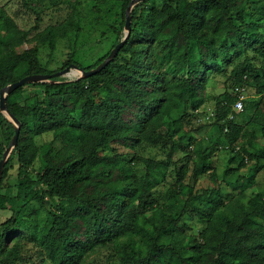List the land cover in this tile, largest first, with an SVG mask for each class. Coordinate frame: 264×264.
Wrapping results in <instances>:
<instances>
[{
	"label": "trees",
	"instance_id": "obj_1",
	"mask_svg": "<svg viewBox=\"0 0 264 264\" xmlns=\"http://www.w3.org/2000/svg\"><path fill=\"white\" fill-rule=\"evenodd\" d=\"M16 1L36 21L21 30L10 14L12 0H0V92L27 76L74 64L97 68L123 39L132 0H123L124 21L111 50L88 67L73 51L55 70L42 60L43 49L55 53L69 33L78 36L80 21L74 13L42 29L43 13L30 0ZM32 41L36 46L17 51ZM251 52L264 59V0H145L133 10L128 42L103 71L28 84L9 95V109L22 128L0 186V211L16 206L12 217L0 222V263L23 260L19 240L13 246L9 241L26 230L54 264H84L90 252L105 247L120 258L103 264H264V190L242 192L227 205L212 160L220 146L205 136L218 127L219 140L233 152L227 176L239 174L248 159L264 160L255 134L238 147L245 127L232 119L237 87L252 83L264 94V67ZM230 68L226 85L235 81V92L228 89L221 96L213 123L187 128L207 102L209 79ZM253 105L262 108L264 96ZM176 110L182 111L180 117L174 116ZM0 126L1 159L15 135L1 110ZM49 133L53 142L40 147L37 138ZM160 145H170L165 160L138 154ZM178 149L192 162L194 183L212 172L213 186L191 187L185 197H174L172 207L159 205L155 191L172 170L181 188L188 189L186 164L179 166L175 158ZM15 163L17 179L8 193L4 184ZM245 177L238 176L237 183H245ZM190 216L201 217L206 226L186 240L180 226Z\"/></svg>",
	"mask_w": 264,
	"mask_h": 264
},
{
	"label": "rangeland",
	"instance_id": "obj_2",
	"mask_svg": "<svg viewBox=\"0 0 264 264\" xmlns=\"http://www.w3.org/2000/svg\"><path fill=\"white\" fill-rule=\"evenodd\" d=\"M30 2L33 7L38 8V10L43 13L44 21L41 24L42 29H45L48 25L63 22L67 18L72 17L74 13L81 24L80 34L77 36L74 32L69 33L66 38L58 43L55 53H52L49 48L43 49L42 60L52 70L60 68L67 54L73 51L76 52L78 60L83 63L81 64L83 67H88V64H93L99 57L112 49L113 44L118 40V33L115 30L120 29L124 21L122 16L123 0H30ZM9 8L10 14L17 20L21 30H29L35 25L36 16L32 12L25 10L16 0H12ZM36 44L37 42L35 41L28 44L26 43L18 47L17 51L22 52L36 46ZM250 57L255 60L258 66L264 67L263 58L256 57V54L253 52L250 53ZM230 70L231 68L228 69V73L214 75L209 79L207 85V102L201 108V115L196 120L195 124L187 128L194 131L201 125L213 123L215 107L217 102L221 99V96L225 94L228 89L230 92H235V81L228 82L229 85H226L228 76L231 74ZM243 87H245L244 95L246 97L244 100L245 111H238L235 109V115L232 116V119L245 127L244 137L238 143V147L247 145L253 137V134L256 136L255 140L258 146H264V133L262 131V127H264V106L258 109V105H253V102L255 100H260L264 94H260L256 86L252 83ZM181 115L182 111L176 110L174 112L175 117H180ZM217 128L218 127L211 128V131L209 130L208 133H205V136L217 142L220 146L219 150L213 153L212 160L219 183L223 188L225 203L228 205L242 192L244 195H252L255 191L264 190V160L257 163L255 160L248 159L246 160L247 167L240 170L239 174L231 176L226 175V171L231 166L234 154L231 150L226 148V142L219 140V133H215L218 131ZM193 135L198 138L204 136L202 132H194ZM54 137L53 133H49L39 136L37 142L40 147H46L53 142ZM0 139L4 141L1 126ZM121 150L125 151V148H121ZM169 150L170 145H160L157 147L149 146L144 150L139 149L138 154L146 158L152 157L156 160H165L168 157ZM185 154L186 153L178 149L175 158L178 160L179 166L186 164L187 175L184 184L187 185L188 189L184 190V188H181L176 173L172 170L155 191V197L159 205H168L172 207L175 202L174 197L176 195L181 198L185 197V192L188 193L191 187L194 188L195 191H199L213 186L212 172L200 176L198 182L194 183L192 178L193 165L191 160L188 162L187 159H185ZM41 163V158L37 159L34 165L35 170L39 169ZM256 166L260 167V169L257 172H252V168ZM138 171L140 173L146 171L144 164L139 165ZM16 172L17 165L15 163V168L11 170V176L4 184L8 193L11 192L9 186L16 183ZM238 176H246L245 183H237ZM49 205H52L51 200L49 201ZM15 208L16 206L13 205L11 209L0 211V222H4L12 217ZM172 212L176 211L174 210ZM205 226L206 222L201 217L190 216L186 219V224L180 226V234L186 240H190L202 233ZM18 240L23 260L19 261L17 264H54L45 251L32 239L30 232L22 230L14 241H9L10 246H13ZM119 258L120 256L117 250L111 247H105L90 252L84 264H103L109 261H116Z\"/></svg>",
	"mask_w": 264,
	"mask_h": 264
},
{
	"label": "water",
	"instance_id": "obj_3",
	"mask_svg": "<svg viewBox=\"0 0 264 264\" xmlns=\"http://www.w3.org/2000/svg\"><path fill=\"white\" fill-rule=\"evenodd\" d=\"M145 0H132L126 10V24L124 28V37L119 44L113 48L110 55L105 59L103 63H101L97 68L92 70H85L79 67L78 65L74 64L70 67L65 68L59 72L53 74H35L27 76L21 79L18 82L12 83L4 87L0 92V110L4 114V116L14 125L15 128V135L10 142L9 146L6 148L3 157L0 161V186L1 181L4 173V169L6 164L8 163L10 157L12 156L15 148L18 146L20 132L22 128V122L16 117L9 109L7 98L9 95L14 93L19 88L28 85V84H35V83H59L60 81L55 80L57 78H68V81L78 80L89 78L92 75L98 74L103 71L111 62L115 60L118 56L119 52L128 42L131 32H132V13L135 7L144 2Z\"/></svg>",
	"mask_w": 264,
	"mask_h": 264
},
{
	"label": "built area",
	"instance_id": "obj_4",
	"mask_svg": "<svg viewBox=\"0 0 264 264\" xmlns=\"http://www.w3.org/2000/svg\"><path fill=\"white\" fill-rule=\"evenodd\" d=\"M245 87H237L236 92L239 94V99L237 100L235 104V109L238 111H243L244 110V100L246 99L244 92H245Z\"/></svg>",
	"mask_w": 264,
	"mask_h": 264
}]
</instances>
